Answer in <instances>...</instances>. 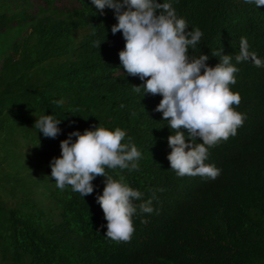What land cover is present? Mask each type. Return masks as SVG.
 I'll return each mask as SVG.
<instances>
[{"label": "trees", "instance_id": "obj_1", "mask_svg": "<svg viewBox=\"0 0 264 264\" xmlns=\"http://www.w3.org/2000/svg\"><path fill=\"white\" fill-rule=\"evenodd\" d=\"M69 1L0 0V264H264V138L243 142L242 125L209 149L205 163L221 170L215 180L180 179L162 156L167 122L155 111L162 97L136 92L143 82L120 68L125 41L111 33L113 11L101 15L89 0ZM173 7L187 31L203 33L189 55H208L209 67L219 62L212 57L219 48L238 54L241 37L264 58V6L174 0ZM236 67L229 86L241 96L235 111L264 114V68ZM50 114L62 120L55 139L33 126ZM91 125L124 130L122 143L141 152L138 171L106 174L123 177L143 200L156 197L152 214L132 217L127 242L103 236L107 222L95 197L104 177L83 199L48 178L60 141Z\"/></svg>", "mask_w": 264, "mask_h": 264}, {"label": "clouds", "instance_id": "obj_2", "mask_svg": "<svg viewBox=\"0 0 264 264\" xmlns=\"http://www.w3.org/2000/svg\"><path fill=\"white\" fill-rule=\"evenodd\" d=\"M240 2L254 5L255 9L264 6V0ZM89 3L101 15L106 8L113 11L116 24L111 26V33L120 32L125 41L123 50L118 52L120 68L124 75L143 82L133 89L138 93L143 90V95L162 97L155 108L167 122L164 136L167 145L162 148V156L180 179L185 176L192 182L194 176H200L215 180L221 170L205 163L209 149L234 137L242 125L243 142L257 144L263 140L264 114L245 107L243 111H235L233 106L239 105L241 96L229 87L236 83L237 64L250 62L256 68H264V58L249 51L246 37L240 38L235 56L222 55L221 48L213 51L212 57L220 59L209 67L208 55L200 54L198 58L189 55V49L196 48L203 33L199 28L187 31L188 24L178 17L174 0H89ZM61 122L52 114L42 115L33 126L43 137L55 139L61 133L58 127ZM125 137L126 132L120 128L108 130L99 125H91L83 133L72 131L60 141V157L49 163L48 178H54L56 188L70 187L82 199L93 193L92 181L104 177L102 194L95 197V202L107 222L101 226L106 229L103 236L115 242L131 239L135 231L132 217L138 213L152 214L156 198L153 194L143 200L144 194L131 188L123 177L113 179L106 174V169L139 170L141 152L130 141L122 143ZM136 201L141 203L137 205ZM141 223L147 224L148 220L142 219Z\"/></svg>", "mask_w": 264, "mask_h": 264}, {"label": "rangeland", "instance_id": "obj_3", "mask_svg": "<svg viewBox=\"0 0 264 264\" xmlns=\"http://www.w3.org/2000/svg\"><path fill=\"white\" fill-rule=\"evenodd\" d=\"M69 5V6H71L72 5V3L69 1V0H63V2L61 3V5ZM25 151V150H24Z\"/></svg>", "mask_w": 264, "mask_h": 264}]
</instances>
